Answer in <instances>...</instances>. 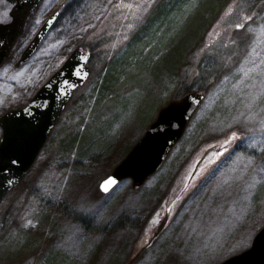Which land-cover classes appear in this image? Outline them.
Listing matches in <instances>:
<instances>
[{
    "label": "rangeland",
    "instance_id": "374dc122",
    "mask_svg": "<svg viewBox=\"0 0 264 264\" xmlns=\"http://www.w3.org/2000/svg\"><path fill=\"white\" fill-rule=\"evenodd\" d=\"M110 1L41 0L0 66L2 115L77 46L92 53L87 81L0 202V219L13 214L0 264H220L264 227V0H127L102 19ZM10 9L0 0V23ZM187 90L205 99L160 169L138 190L125 179L102 193L159 109ZM209 147L228 150L211 165L218 153L208 155L200 169H210L183 197L188 169Z\"/></svg>",
    "mask_w": 264,
    "mask_h": 264
},
{
    "label": "water",
    "instance_id": "95a60500",
    "mask_svg": "<svg viewBox=\"0 0 264 264\" xmlns=\"http://www.w3.org/2000/svg\"><path fill=\"white\" fill-rule=\"evenodd\" d=\"M6 1L11 5L10 20L0 23V66L7 60L23 35L29 16L41 2ZM58 16L59 11H55L40 26L22 51L20 62L27 61L37 51ZM88 58L82 49L76 48L27 104L0 115V202L23 180L72 94L87 81L90 75ZM204 99L203 92L192 91L160 108L143 136L101 181L100 191L106 194L125 179L131 181L133 190L141 188L181 140ZM220 264H264V227L247 250Z\"/></svg>",
    "mask_w": 264,
    "mask_h": 264
},
{
    "label": "flooded vegetation",
    "instance_id": "af4514ba",
    "mask_svg": "<svg viewBox=\"0 0 264 264\" xmlns=\"http://www.w3.org/2000/svg\"><path fill=\"white\" fill-rule=\"evenodd\" d=\"M126 2H127V0H111L109 2V4L105 7V9L103 10L101 18L103 19L107 15L108 16L109 15L112 16V15H115V14L121 12L123 10V7L126 4ZM77 47H80L84 52H86L88 54V56H89L88 63H89L90 60H91V57H92L91 56L92 55L91 50L90 49H85L84 47H82L80 45L77 46ZM18 63L20 64V61ZM2 80H5V81L7 80V77L4 74L0 76V81H2ZM227 150L228 149H225V148H223L221 150V149H213V148L209 147V149H207L205 151V153L198 160H196L192 164L191 169L190 170L188 169L187 179H186V183L184 185V192H183V195H182L183 197L188 193L189 189L194 186V184L196 183L195 181L200 179L201 178L200 176L204 175L210 169L209 165H211L214 162L215 159H216L215 161H218V158L220 156H222L225 152H227ZM215 153H218L217 154L218 155L217 158H214L209 165L206 164V165H204L202 167V169H200L202 163L208 157V155H211V154L216 155ZM200 171H202V173H200Z\"/></svg>",
    "mask_w": 264,
    "mask_h": 264
},
{
    "label": "trees",
    "instance_id": "16d2710c",
    "mask_svg": "<svg viewBox=\"0 0 264 264\" xmlns=\"http://www.w3.org/2000/svg\"><path fill=\"white\" fill-rule=\"evenodd\" d=\"M182 44V43H181ZM179 45V44H178ZM177 45V46H178ZM164 61L165 62H167L165 59H164ZM174 69V66H172V70ZM190 91L189 90H187L183 95H185V94H187V93H189ZM182 95V96H183ZM11 218H13V214L11 213V211H10V213L9 212H6L2 217H1V219H0V234H1V232L3 233L5 230H6V228L8 227V225H9V221L11 220ZM1 236V235H0Z\"/></svg>",
    "mask_w": 264,
    "mask_h": 264
},
{
    "label": "snow or ice",
    "instance_id": "6c2138e0",
    "mask_svg": "<svg viewBox=\"0 0 264 264\" xmlns=\"http://www.w3.org/2000/svg\"><path fill=\"white\" fill-rule=\"evenodd\" d=\"M237 27H240V25H237ZM105 190H107V188H105Z\"/></svg>",
    "mask_w": 264,
    "mask_h": 264
}]
</instances>
